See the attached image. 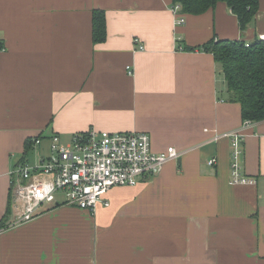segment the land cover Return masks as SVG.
<instances>
[{
  "label": "crops",
  "instance_id": "1",
  "mask_svg": "<svg viewBox=\"0 0 264 264\" xmlns=\"http://www.w3.org/2000/svg\"><path fill=\"white\" fill-rule=\"evenodd\" d=\"M173 4L0 0V264H264V120L246 123L212 52L185 49L241 38L239 20L219 2L178 23ZM96 8L107 20L99 43ZM262 34L264 0L245 40ZM89 130L147 132L155 153L181 155L110 189L108 207L49 204L12 224L22 159L55 134ZM236 130L254 182L231 181ZM33 137L41 143L25 155Z\"/></svg>",
  "mask_w": 264,
  "mask_h": 264
},
{
  "label": "built area",
  "instance_id": "2",
  "mask_svg": "<svg viewBox=\"0 0 264 264\" xmlns=\"http://www.w3.org/2000/svg\"><path fill=\"white\" fill-rule=\"evenodd\" d=\"M178 23L185 21L179 3L171 7ZM259 38L264 40V34ZM136 43L139 39H135ZM248 46L249 44L246 43ZM143 49V46H140ZM252 120H246L250 123ZM231 136V181L254 182L242 171L244 135L241 130ZM34 144L41 139L33 137ZM50 154L31 167L27 161L17 167L18 182L13 190L15 218L20 224L38 216L45 205L63 203L94 212L99 206H110L107 194L116 186H133L140 179L160 173L165 163L178 159L175 146L155 153L149 133L139 131H95L76 133L68 142L57 134L50 139ZM216 159L210 160L215 164ZM61 199L58 201V195Z\"/></svg>",
  "mask_w": 264,
  "mask_h": 264
},
{
  "label": "trees",
  "instance_id": "3",
  "mask_svg": "<svg viewBox=\"0 0 264 264\" xmlns=\"http://www.w3.org/2000/svg\"><path fill=\"white\" fill-rule=\"evenodd\" d=\"M182 6V12L201 14L217 3L225 2L239 20L242 37L221 39L213 37L198 47L186 46L187 50L212 52L225 76L228 99L239 102L244 120H264V40L258 36L245 40L248 28L253 24L259 11L260 0H173ZM107 37L106 11L93 9L92 38L94 43L103 42ZM246 43L249 45L247 46ZM5 49L0 37V52ZM222 99V95L219 96ZM37 138V137H35ZM33 139L26 142V153L33 147ZM25 158L22 159L24 161ZM11 202V197H10ZM11 212V209H9ZM3 225V224H1Z\"/></svg>",
  "mask_w": 264,
  "mask_h": 264
},
{
  "label": "rangeland",
  "instance_id": "4",
  "mask_svg": "<svg viewBox=\"0 0 264 264\" xmlns=\"http://www.w3.org/2000/svg\"><path fill=\"white\" fill-rule=\"evenodd\" d=\"M137 44H141L140 43V40H139V42ZM62 140H63V142H68L70 139L69 138H62ZM50 150L51 149H50V145L48 144V142L46 144H44V147L42 149H40L39 146L34 147L33 149H31L29 151V154H28V159L29 160L27 161V163L31 167L38 166L40 164V159H41L42 155H48V154H50V152H51ZM60 196L61 195L59 194L58 197H60Z\"/></svg>",
  "mask_w": 264,
  "mask_h": 264
}]
</instances>
